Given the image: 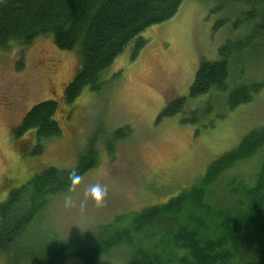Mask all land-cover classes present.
Listing matches in <instances>:
<instances>
[{"label":"trees","instance_id":"trees-1","mask_svg":"<svg viewBox=\"0 0 264 264\" xmlns=\"http://www.w3.org/2000/svg\"><path fill=\"white\" fill-rule=\"evenodd\" d=\"M182 1L0 0V50L12 42L29 47L46 37L59 51L78 46L80 69L64 89L63 101L69 104L85 87L97 91L102 73L126 47L132 46L134 58L146 42L141 33L170 19ZM220 1L225 9L230 5V13L216 26L231 24L233 37L219 47L216 60L200 61L188 96L208 100L193 115L216 108L223 118L264 87V80L255 82L246 74L247 64L264 54V0ZM184 104L185 98L170 101L159 118L178 114ZM59 108L58 101L49 99L21 117L14 136H31L30 155L41 152L44 141L61 136ZM129 132V127H120L102 139L106 152L113 154ZM98 136L86 142L73 167L44 168L8 193L0 203V255L19 252L24 264H65L69 259L98 264L111 253L122 256L119 264H264V124L166 201L98 222L84 241L21 246L29 242V228L49 198L69 191L73 170L82 177L97 165Z\"/></svg>","mask_w":264,"mask_h":264},{"label":"rangeland","instance_id":"rangeland-1","mask_svg":"<svg viewBox=\"0 0 264 264\" xmlns=\"http://www.w3.org/2000/svg\"><path fill=\"white\" fill-rule=\"evenodd\" d=\"M221 3L183 0L170 19L141 33L146 42L134 58L132 46L126 47L102 73L101 87L97 91L85 87L69 104L63 101L64 89L80 69L78 46L59 51L46 37L29 47L12 42L0 50V203L44 168L73 167L86 142L99 135L94 142L97 165L82 176L75 191L49 198L29 228V242L21 246L84 241L99 223L116 214L166 201L213 159L237 146L247 132L264 124V87L223 118L216 108L192 114L205 108L208 100L188 96L200 61L216 60L219 47L233 37L231 24L216 26L230 13V5L225 9ZM246 68L253 81H263L264 54ZM178 98H185L181 112L159 118L167 103ZM49 99L60 104L56 118L61 136L44 141L41 152L32 156L34 140L29 134L15 137L14 131L26 111ZM194 117L197 121L191 122ZM124 126L130 129L128 136L116 143L113 154L107 153L101 140ZM97 183L106 188L99 204L88 195ZM66 196H71L70 206ZM19 257V252L2 254L0 264H24ZM121 260L111 253L98 264ZM65 264L79 261L69 259Z\"/></svg>","mask_w":264,"mask_h":264},{"label":"clouds","instance_id":"clouds-1","mask_svg":"<svg viewBox=\"0 0 264 264\" xmlns=\"http://www.w3.org/2000/svg\"><path fill=\"white\" fill-rule=\"evenodd\" d=\"M81 180H82L81 175L78 172H76L75 170H73V172L69 176V184H70L69 192L75 191L77 186L81 183ZM88 195L91 197V199L95 203L99 204L102 202L104 196L106 195V188H105V186H103L99 183L94 184L88 190ZM65 204H66V206H70L71 196L65 197Z\"/></svg>","mask_w":264,"mask_h":264},{"label":"bare ground","instance_id":"bare-ground-1","mask_svg":"<svg viewBox=\"0 0 264 264\" xmlns=\"http://www.w3.org/2000/svg\"><path fill=\"white\" fill-rule=\"evenodd\" d=\"M17 72V71H16ZM151 199V198H150Z\"/></svg>","mask_w":264,"mask_h":264}]
</instances>
